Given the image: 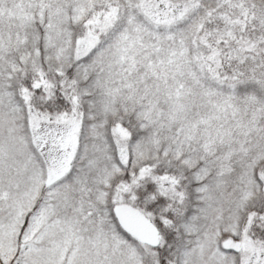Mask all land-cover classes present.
I'll return each mask as SVG.
<instances>
[{"label":"snow or ice","instance_id":"snow-or-ice-1","mask_svg":"<svg viewBox=\"0 0 264 264\" xmlns=\"http://www.w3.org/2000/svg\"><path fill=\"white\" fill-rule=\"evenodd\" d=\"M0 264H264V0H0Z\"/></svg>","mask_w":264,"mask_h":264}]
</instances>
